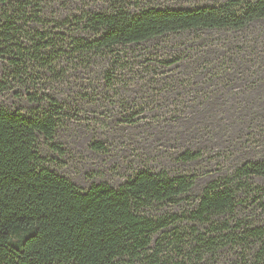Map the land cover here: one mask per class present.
<instances>
[{"label":"trees","instance_id":"trees-1","mask_svg":"<svg viewBox=\"0 0 264 264\" xmlns=\"http://www.w3.org/2000/svg\"><path fill=\"white\" fill-rule=\"evenodd\" d=\"M45 1L0 0V62L33 106L0 107V264H264V157H248L264 143V36L252 33L264 0H105L63 7L53 30ZM96 62L98 125L115 113L149 144L118 188L82 190L38 154L40 140L61 154L52 143L70 115L36 87L45 74L66 83L68 68L90 79ZM157 145L176 167L155 163Z\"/></svg>","mask_w":264,"mask_h":264},{"label":"rangeland","instance_id":"rangeland-1","mask_svg":"<svg viewBox=\"0 0 264 264\" xmlns=\"http://www.w3.org/2000/svg\"><path fill=\"white\" fill-rule=\"evenodd\" d=\"M36 1V0H35ZM163 5L179 7L182 5H193L199 3H209L213 0H159ZM109 6L105 0H46L43 6V17L48 19L45 24L48 29H55L59 26L55 19L64 20L69 13L79 14L82 9L104 10ZM63 7L68 8L69 13L61 11ZM39 28V26H36ZM64 33L72 30L65 25L61 28ZM56 33L53 32L52 34ZM253 35L262 34L264 36V21L254 25ZM57 38L59 36H56ZM65 62V58L60 60V64ZM101 63L96 62L90 66L91 78L86 79L81 73H77L72 78V69L67 70V82L61 84L54 77L45 74L46 77L37 79L36 87L39 93L48 94L64 105V110L69 113L64 128L60 129L52 145L59 148L61 154H54L49 144L40 140L38 154L43 160V164L56 174L66 178L76 187L86 190L93 184L105 183L113 188H118L126 181L136 168V156L141 147L148 146L146 133L128 130H118L115 127L117 116L110 114L108 125L101 128L96 119L99 117V105L102 103L99 93L95 91L94 80L100 70ZM10 71L4 62H0V107L9 111L18 110L27 114L33 106L22 96L17 97V92H25L30 88L23 86ZM95 78V79H94ZM98 93V95H97ZM86 95V96H85ZM109 102L114 103L116 98L113 94L108 96ZM111 103L108 107H111ZM107 104V103H106ZM46 107V105H44ZM130 135V137L127 136ZM99 142L104 144L107 152L98 153L90 148V145ZM152 143V142H151ZM150 143V145H151ZM149 145V146H150ZM158 146V145H157ZM159 147V146H158ZM222 147V145H219ZM154 152L156 154V164L163 163L167 167H176L172 161L163 162L157 153H162L164 148ZM264 157V143L249 152L248 157ZM185 171L187 168H178ZM207 178L200 179L193 194L196 196L206 184ZM264 189V179L255 181ZM243 207L242 210H244ZM257 215H263L258 211ZM140 264V263H137Z\"/></svg>","mask_w":264,"mask_h":264}]
</instances>
